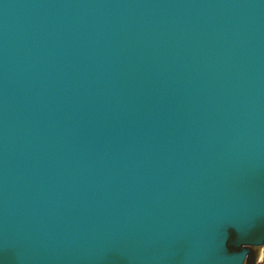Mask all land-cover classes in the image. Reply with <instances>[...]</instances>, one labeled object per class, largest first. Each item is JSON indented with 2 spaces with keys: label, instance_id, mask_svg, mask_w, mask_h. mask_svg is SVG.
Returning <instances> with one entry per match:
<instances>
[{
  "label": "water",
  "instance_id": "1",
  "mask_svg": "<svg viewBox=\"0 0 264 264\" xmlns=\"http://www.w3.org/2000/svg\"><path fill=\"white\" fill-rule=\"evenodd\" d=\"M264 0H0V264H256Z\"/></svg>",
  "mask_w": 264,
  "mask_h": 264
},
{
  "label": "built area",
  "instance_id": "2",
  "mask_svg": "<svg viewBox=\"0 0 264 264\" xmlns=\"http://www.w3.org/2000/svg\"><path fill=\"white\" fill-rule=\"evenodd\" d=\"M256 264H264V253L260 255V257L257 260Z\"/></svg>",
  "mask_w": 264,
  "mask_h": 264
},
{
  "label": "bare ground",
  "instance_id": "3",
  "mask_svg": "<svg viewBox=\"0 0 264 264\" xmlns=\"http://www.w3.org/2000/svg\"><path fill=\"white\" fill-rule=\"evenodd\" d=\"M264 253V249H262V252H261V254H263Z\"/></svg>",
  "mask_w": 264,
  "mask_h": 264
}]
</instances>
